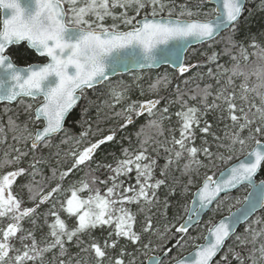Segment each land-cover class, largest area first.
<instances>
[{"label": "snow or ice", "instance_id": "1", "mask_svg": "<svg viewBox=\"0 0 264 264\" xmlns=\"http://www.w3.org/2000/svg\"><path fill=\"white\" fill-rule=\"evenodd\" d=\"M204 6L205 0H199L195 7L191 0L179 4L176 0H0V102L23 104L26 116L18 122L20 113H16V118L8 117L6 127L0 123V143L7 141L8 133L15 142L0 159V170L11 169L0 171V264H145V258L147 264H264V217L250 223L243 235H238L235 227L247 221L257 208L264 210V180L259 184L254 180L264 170V47L253 40L248 47L256 51L249 53L248 47L234 39L247 11L245 0H216L210 11H204ZM108 20L112 23H106ZM229 30L231 35L222 54L230 57L231 67L216 64L215 72L211 67L207 70L220 85L215 91L213 85L205 84L185 92L176 83L175 100L161 106L166 98L159 95L160 91L173 83L167 74L150 82L147 93L140 83L142 76H134L132 84L121 82L119 87L109 88L110 99L104 104L121 121L120 130L134 126L140 117H148L136 133L138 147L122 148L114 163L97 164L96 170H107L105 179L92 175L90 180L81 179L64 188L69 175L90 165L97 150L117 135L110 130L100 139L85 142L91 132L89 126L75 140L76 147L64 153L71 157L70 166L59 167L60 145L67 144L68 139L61 138L59 144L55 140L65 132V122L78 103L87 100V90H96L121 66L129 65L150 70L167 63L179 78H184L203 66L185 63L184 46L208 43L211 47V42ZM21 46L46 62L19 66L11 49ZM220 55L213 51L208 61L216 63ZM250 56H255L256 62L242 68L241 59L247 62ZM197 76L203 79L202 74ZM252 77L255 81L250 84ZM236 78H242L239 95ZM191 79H182V83L187 86ZM134 88L145 98L133 100ZM24 98L39 102L34 107ZM172 104L180 105L174 113L179 127L169 128L171 139L160 143L146 135V129L163 136V121H171ZM117 106L119 111H115ZM87 110L86 105L83 111ZM4 111L11 109L5 107ZM217 112L220 120L231 122L225 126L223 137L211 131L212 124L206 119ZM197 130L213 136L216 151L206 139L200 147L195 146ZM150 147L157 155L160 149L166 153L163 166L153 158ZM45 149L55 160V167L45 158ZM234 159L237 162L219 175L208 174L217 166L216 161L228 165ZM182 160L186 162L181 166ZM45 167L51 170V176L45 175ZM174 167L188 177L179 193L176 180L168 181ZM157 169L160 178L156 177ZM201 169L205 170L202 178ZM133 173L135 182H126L124 178L131 181ZM18 179L25 182L18 184ZM52 180L55 185L49 183L45 188L44 182ZM238 185L251 186L254 191L242 201L237 199L240 207L232 211L230 206L228 216L218 222L209 220L206 235L193 236L190 229L199 227L201 214L213 203L219 207L221 194L227 198L229 190ZM14 186L26 191L31 206L14 192ZM162 187L168 189L163 201L165 215L170 198L191 195L192 199L184 206L186 219L177 217L175 222L158 228L153 223L152 208L160 204ZM61 192L70 195L54 200ZM85 192L87 195H82ZM49 203L51 207L43 213L47 231H41L38 240L36 229L42 228L37 225L38 209ZM133 205L137 212L132 211ZM61 213L74 218L75 225L70 227ZM138 213H146L139 229ZM25 221L32 228L25 229ZM98 228L108 229L102 242L92 235ZM146 235L155 240L145 241ZM85 236L89 237L87 241ZM233 236L235 245H228ZM122 240L125 245H121ZM199 240L203 242L197 243ZM71 247L78 251L73 253ZM188 247L192 251L183 255ZM117 249L118 255H110V250ZM49 253L52 258L46 260Z\"/></svg>", "mask_w": 264, "mask_h": 264}, {"label": "trees", "instance_id": "2", "mask_svg": "<svg viewBox=\"0 0 264 264\" xmlns=\"http://www.w3.org/2000/svg\"><path fill=\"white\" fill-rule=\"evenodd\" d=\"M199 2V0H191V6L195 7L196 4ZM176 3H184V0H176ZM211 8H213L211 5L207 3V0H205V6L204 11H210ZM246 8L247 11L244 13V18L241 21L240 24V31L235 35L234 39L238 41L239 43H242L245 45V47H248V45L251 44L253 40L262 47H264V7L261 6V0H246ZM106 23L111 24L112 21L108 20ZM231 35V31H227L223 33L221 36L216 38L215 41L211 42V47L208 43L200 45L195 48H191L186 56V63H200L203 65L199 69H194L190 71L189 73L185 74L184 78H179L178 73L170 70L169 68H161L157 71H149V72H142L143 73V79L140 81L142 84L145 92L147 93L148 90V84L152 81H155L158 77H162L165 74L169 76V78L173 81L172 85L169 86L167 89H162L159 93L161 97H165L166 99L162 101V105L167 103L169 100H175L176 93H175V84L180 83L181 89L185 92H189L192 90H195L197 88V85L200 86V88H203L205 84H211L213 85V91H215L216 88L220 87V85H217L216 80L209 77L207 75V70L209 67L213 69L215 72L216 70V64L224 65L225 67H231L232 61L228 55H223V49L225 47V43L227 38ZM13 58L15 62L18 65L26 66L28 63H35V62H44L43 59L39 58L37 55H35L31 50L21 46V47H13L11 49ZM213 51H216L217 53H221L218 61L216 63H210L208 61V56L212 54ZM249 53H252L256 51V49L248 47ZM20 53H27V55L21 56ZM234 54H238L235 49H233ZM256 62L255 56H250L249 61L245 62L241 59V67L242 68H249ZM141 73V74H142ZM197 73H200L203 75V79L198 78ZM139 73H131L129 75H122L117 76L114 79L109 80L101 87H98L96 90H87V100H81L80 104L74 109V111L71 114V117L66 122V128L65 132H63L60 136H58L55 140V143L59 144V141L61 138L68 139L67 144H61L60 145V151H61V159L62 163L59 165L60 168H66L70 166L71 157H65L64 153L69 152L73 148L76 147L75 140L79 139L80 133L84 132L89 126L91 127V132L88 137L85 138V142L88 140L95 141L97 139L102 138L103 136L109 134L110 130H115L117 135L116 139L112 142H108L101 146L100 149L97 150L93 162H91L88 166H81L79 169L75 170L73 173L69 175V177L64 181V188H67L70 184L79 181L81 179H91L92 175H96L100 177L101 179H105L108 175L107 170L105 168L97 169V164H109L114 163V158L121 156V149L122 148H130L135 149L138 147L139 141L137 139L136 133L139 132L141 126L145 125L147 123L148 117L145 115L144 117H140L134 126H129L127 129L120 130L119 123L121 121L119 118L114 116L113 110L107 108L104 104L105 100H109L110 97L107 95L108 89L111 87H119L121 85V82L125 84H132L133 83V77L138 76ZM158 75V76H157ZM192 78L191 82L185 86L182 83V79ZM242 78H236L235 84L237 86V95H239V84L241 83ZM255 81V77H252L250 80V84ZM223 83V80L221 81ZM131 98L133 100L136 99H144L145 97H141L139 95V89L134 88L131 93ZM256 100L257 103H259L258 98L252 97ZM187 99V96L185 97ZM25 103H32L34 106V101L30 99H24ZM92 101L91 104H88V101ZM190 104H196V101H189ZM239 103V101H238ZM88 106L87 112H84L83 109L85 106ZM5 107H8L11 109V111L5 113L4 109ZM23 108L24 105L20 104L19 102L13 104V105H6V104H0V123H2L5 127L7 126V119L9 116H12L13 118H16V113H20L18 122H23L26 119V116L23 114ZM180 109L179 104H172L170 106V113H172V119L164 120L163 121V128H164V135L158 136L155 133V130H147L146 129V135H152L154 139L160 143H165L166 140L171 139V133L169 132V128L175 127L178 128L179 125L177 123V118L175 117L174 113ZM120 106H117L115 111H119ZM219 113H212L209 114L206 119L209 121V123L212 124L211 131L215 133L218 136L223 137L225 132V126L230 125V121L227 119L220 120ZM159 117L157 116V119ZM31 127V125H30ZM177 138L179 137V132L177 131L175 133ZM12 133H8V139L4 143H0V159L4 157L5 152H10V145H13L15 142L11 139ZM70 138V139H69ZM143 139V137H141ZM207 140L208 144L211 146L213 151H216V141H214L213 136L211 134H204L200 133L197 130V139L195 141V146L200 147L203 144V140ZM155 146V145H153ZM80 147H83V144L80 145ZM52 151H55L53 149ZM151 155L153 158H156L158 160V164L160 166H163L165 163V157L166 153L163 151V149L159 150V154L157 155L156 152H152L151 147L149 149ZM45 158L50 159L52 166L55 167V160L50 157L49 150H44ZM238 155V153H237ZM242 158V157H240ZM201 159H203V156L201 155ZM186 161H181V166ZM207 162V161H205ZM236 160L234 159L231 161L228 165L222 164L220 161H216V167L213 168L211 171H209L208 174L215 173L216 175L219 174L221 170H223L226 167H229L231 163H235ZM26 166V165H25ZM11 169H4L0 171H8ZM95 170V171H93ZM204 169H201V178L204 173ZM44 172L46 176H51V170L48 167L44 168ZM134 173L132 174L133 179L131 181H128L127 178H124L126 182L134 183ZM156 177H159V170L156 171ZM260 179L264 180V170L260 171ZM41 178L38 176L37 180H40ZM173 179L176 180L175 187L177 189V192H180V189L184 183H186L188 177L181 174L180 171L176 170L175 167L169 171L168 175V181L171 183ZM24 179H18V184L24 183ZM49 183L51 186H54L56 181L52 180L50 182L45 181L44 187L47 188L49 186ZM102 188V186H101ZM103 191V188H102ZM168 191L166 187H162L159 190L158 196L160 199V204L157 206H154L152 208L153 213V223L156 227L162 228L165 223L168 221H176L177 217H186L185 212V204L191 203V195H189L187 198L184 196H179L178 198H170L169 199V207L166 211L163 208V201L165 198V193ZM192 191H195V188L192 189ZM14 192L19 193L21 196L24 197L26 201V206H31V202L27 201V193L20 192L19 188L14 186ZM248 193V188L246 186L241 187L239 190H237L233 194L227 195V198L222 197L219 202V207H217V203L213 207V209L205 216L203 222L199 225V227L193 228L190 233L193 236H203L207 234V230H205V227L209 226L208 223L209 220L212 222L219 221L223 216H225L229 212V207L231 206L232 210L236 209L237 207H240L239 204L236 203L237 199L243 200V197H245ZM66 195H70V193H64L61 192L56 197H54V200H62L65 198ZM82 195H87V192L82 193ZM51 207V204H44L41 205V207L38 209V218H37V225L42 226L37 227L36 229V237L39 240L41 238V231L46 232L47 227L43 224V213L47 212L48 209ZM57 207L59 208V204H57ZM133 212H137V207L135 205L131 206ZM146 213H138L137 215V229H139L140 224L143 223L144 217ZM62 217L67 220V223L69 226L75 225V219L74 218H68L65 216V214L61 213ZM264 217V210L257 214L252 220H250L246 225H244L239 232L238 235L244 234V229L253 221ZM49 220L51 218L49 217ZM179 222H182L180 220ZM3 226V225H0ZM24 228L30 229L32 228V225L30 222L25 221L24 222ZM108 229H96L92 233L93 236H95L97 239H99L101 242L107 237ZM85 241L89 239L88 236L83 237ZM147 239H153L155 240V237L145 236V241ZM197 243H202V240L196 241ZM125 241H121V245H125ZM228 245H235V236L228 242ZM250 247V246H249ZM128 251H132V246L130 244H127ZM70 250L75 253L78 251L75 247H71ZM226 250V249H225ZM192 251L191 247H188L184 252L183 255H186L188 252ZM119 253V249L115 251L110 250V255L116 256ZM175 253V250H174ZM159 255V253H156ZM83 255V254H82ZM52 254L49 253L46 256V260H51ZM145 258V262H146Z\"/></svg>", "mask_w": 264, "mask_h": 264}, {"label": "water", "instance_id": "3", "mask_svg": "<svg viewBox=\"0 0 264 264\" xmlns=\"http://www.w3.org/2000/svg\"><path fill=\"white\" fill-rule=\"evenodd\" d=\"M215 2H216V0H207V3H208L209 5H211V6H213V7H215ZM245 4H246V0H245ZM223 33H224V32H223ZM223 33H221V35H222ZM217 38H218V37H217ZM203 44H206V43H203ZM203 44H201V43H192L190 46L185 45L184 47L186 48V51L184 52V60H186V55H187L188 51H189L191 48H194V47H197V46H200V45H203ZM39 58H40V57H39ZM41 59H42V58H41ZM44 62H46V61H44ZM35 63H43V62H35ZM19 66H22V65H19ZM162 67H168V68H170L171 70H173V71L176 72V70L173 68V66L170 65V64H167V63H160V64H158L156 67H154V68H152V69H150V70H149V69L140 70V69H138V68H135V67L129 65V67H127V68L121 66L116 74H113V75L110 76L109 80H110V79H113V78H115V77H117V76L130 74V73H132V72L157 71V70L161 69ZM100 86H102V85H98L97 88L100 87ZM89 90H91V89H89ZM24 99H30V98H24ZM80 102H81V101H80ZM80 102L78 103V105L80 104ZM15 103H17V102H14L13 104H15ZM0 104H5V103L0 102ZM13 104H11V105H13ZM73 111H74V110H73ZM67 120H68V119H67ZM67 120H66V122H67ZM66 122H65V128H66ZM62 133H63V132H62ZM62 133H60V135H61ZM259 176H260V171L257 173L256 177H254V180H255V183H256V184H259V182L261 181V179H260ZM243 186H248V185H238L237 187L230 189L229 192L227 193V195L230 194V193H234V192H236L238 189H240V188L243 187ZM248 187H251V186H248ZM253 191H254V189L251 187V189L249 190L248 194H249L250 192H253ZM248 194H247V195H248ZM223 196H225V195L222 193V194H221V197H223ZM215 204H216V203L211 204V205L209 206V208L206 209V210L201 214V223H202L204 217H205V216H206V215L212 210V208L214 207ZM233 211H235V210H233ZM262 211H263V210L257 208L256 211H255V212L249 217V219H248L247 221L242 220L239 224H237V225L235 226V227H236V233H238V231L241 229L242 226H244L245 224H247L251 219H253L258 213H260V212H262ZM227 216H228V215H227ZM186 218H187V216L185 217V219H186ZM182 222H183V221H182ZM201 223H200V224H201ZM195 227H196V226L192 227V228L190 229V231H191L193 228H195ZM232 238H233V237H232ZM230 240H231V239H230ZM230 240H229V241H230ZM229 241H228V242H229ZM228 242H227V244H228ZM186 255H187V254H186ZM145 264H147V260H146V263H145Z\"/></svg>", "mask_w": 264, "mask_h": 264}, {"label": "rangeland", "instance_id": "4", "mask_svg": "<svg viewBox=\"0 0 264 264\" xmlns=\"http://www.w3.org/2000/svg\"><path fill=\"white\" fill-rule=\"evenodd\" d=\"M138 76H143V73H142V74L139 73ZM157 76H158V75H157ZM38 102H39V101H34V107H35L36 103H38ZM248 191H249V188H248ZM228 214H229V212H228L226 215H228ZM207 227H210V225L207 226ZM207 227H205V230H207Z\"/></svg>", "mask_w": 264, "mask_h": 264}, {"label": "bare ground", "instance_id": "5", "mask_svg": "<svg viewBox=\"0 0 264 264\" xmlns=\"http://www.w3.org/2000/svg\"><path fill=\"white\" fill-rule=\"evenodd\" d=\"M225 33V32H224Z\"/></svg>", "mask_w": 264, "mask_h": 264}]
</instances>
